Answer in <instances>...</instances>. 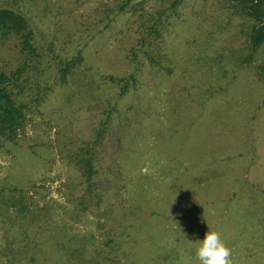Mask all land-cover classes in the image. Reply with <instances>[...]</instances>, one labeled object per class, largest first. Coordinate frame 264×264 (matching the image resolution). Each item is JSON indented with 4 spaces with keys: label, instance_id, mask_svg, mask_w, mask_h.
<instances>
[{
    "label": "rangeland",
    "instance_id": "1",
    "mask_svg": "<svg viewBox=\"0 0 264 264\" xmlns=\"http://www.w3.org/2000/svg\"><path fill=\"white\" fill-rule=\"evenodd\" d=\"M252 2L0 0L29 19L41 55L0 38V73L22 68L30 102L0 147V264H199L209 229L233 264H264V43L251 44ZM77 56L62 82L60 61ZM89 154L83 209L76 162Z\"/></svg>",
    "mask_w": 264,
    "mask_h": 264
},
{
    "label": "trees",
    "instance_id": "2",
    "mask_svg": "<svg viewBox=\"0 0 264 264\" xmlns=\"http://www.w3.org/2000/svg\"><path fill=\"white\" fill-rule=\"evenodd\" d=\"M248 9L251 14L255 15L259 23L253 27L251 34V44L254 48L264 43V0L252 2ZM16 37L19 40L21 52L25 53L28 59L37 60L40 55L36 45L35 32L29 22V19L21 12L10 6H0V38ZM81 61L80 56L72 59L61 60L57 73L60 75L62 82L67 81V76L71 70ZM22 68L6 74L0 73V147L4 141H14L19 131L28 121V110L30 102L21 95L24 80H21ZM112 81H116L115 76H111ZM26 82V80H25ZM47 89V88H46ZM45 89V90H46ZM128 91L127 86H123L118 96L124 95ZM82 161L84 164L82 165ZM80 171L78 181L79 190H84L83 194L78 196L77 206L87 209V193H91V182L95 175V162L88 156L80 157L79 163L76 162ZM87 192V193H86ZM77 195V194H76ZM78 206V207H79ZM16 249H19L17 247ZM42 249L38 242H33L31 248V258L27 259L34 262L37 259L36 251ZM45 255V253H42Z\"/></svg>",
    "mask_w": 264,
    "mask_h": 264
},
{
    "label": "clouds",
    "instance_id": "3",
    "mask_svg": "<svg viewBox=\"0 0 264 264\" xmlns=\"http://www.w3.org/2000/svg\"><path fill=\"white\" fill-rule=\"evenodd\" d=\"M197 242L195 256L199 264H233L232 249L225 243L219 230L209 229L204 239Z\"/></svg>",
    "mask_w": 264,
    "mask_h": 264
}]
</instances>
